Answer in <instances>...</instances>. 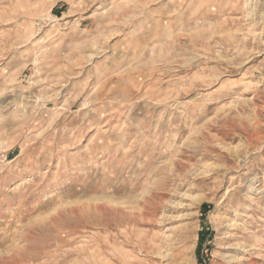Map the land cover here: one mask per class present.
Returning a JSON list of instances; mask_svg holds the SVG:
<instances>
[{
    "label": "rangeland",
    "instance_id": "374dc122",
    "mask_svg": "<svg viewBox=\"0 0 264 264\" xmlns=\"http://www.w3.org/2000/svg\"><path fill=\"white\" fill-rule=\"evenodd\" d=\"M0 264H264V0H0Z\"/></svg>",
    "mask_w": 264,
    "mask_h": 264
}]
</instances>
